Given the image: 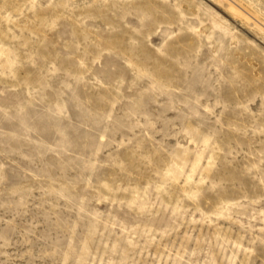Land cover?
I'll list each match as a JSON object with an SVG mask.
<instances>
[{
	"label": "rangeland",
	"instance_id": "rangeland-1",
	"mask_svg": "<svg viewBox=\"0 0 264 264\" xmlns=\"http://www.w3.org/2000/svg\"><path fill=\"white\" fill-rule=\"evenodd\" d=\"M0 264H264V0H0Z\"/></svg>",
	"mask_w": 264,
	"mask_h": 264
},
{
	"label": "bare ground",
	"instance_id": "bare-ground-1",
	"mask_svg": "<svg viewBox=\"0 0 264 264\" xmlns=\"http://www.w3.org/2000/svg\"><path fill=\"white\" fill-rule=\"evenodd\" d=\"M235 12H236V15H237V13L238 14H241L242 16H244V18L246 19V20H248L249 22H250V20L249 19H253L254 17H253V15H251V13L249 12V11H247V10H244L243 8H241V9H237V10H235ZM249 14V15H248ZM257 18V17H256ZM255 18V19H256ZM255 21H258V20H255ZM254 21V23L256 24V26L257 27H259V28H261L257 23H260V22H255Z\"/></svg>",
	"mask_w": 264,
	"mask_h": 264
}]
</instances>
